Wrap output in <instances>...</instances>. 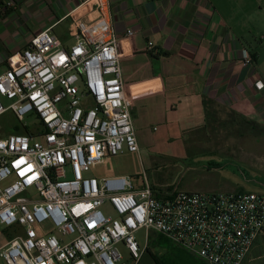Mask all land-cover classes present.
Here are the masks:
<instances>
[{
  "label": "built area",
  "instance_id": "2783aa9c",
  "mask_svg": "<svg viewBox=\"0 0 264 264\" xmlns=\"http://www.w3.org/2000/svg\"><path fill=\"white\" fill-rule=\"evenodd\" d=\"M83 5L96 17L74 21L73 46L47 29L11 54L0 72V118L11 111L26 131L0 137V258L6 264H139L156 233L207 264H244L264 235V195L159 198L146 177L137 186L132 176L87 175L125 150L139 154L140 147L131 114L137 99L124 83L111 1ZM134 33L128 30L126 38ZM148 46L159 54L154 43ZM243 60L252 65L247 51ZM27 117L39 122L36 129L25 124ZM107 205L115 216L104 212Z\"/></svg>",
  "mask_w": 264,
  "mask_h": 264
},
{
  "label": "crops",
  "instance_id": "0c3cea01",
  "mask_svg": "<svg viewBox=\"0 0 264 264\" xmlns=\"http://www.w3.org/2000/svg\"><path fill=\"white\" fill-rule=\"evenodd\" d=\"M85 1L0 0V65L50 28L73 46L74 21L96 17ZM110 1L140 153L141 144L224 153L227 128L264 129V0Z\"/></svg>",
  "mask_w": 264,
  "mask_h": 264
},
{
  "label": "rangeland",
  "instance_id": "374dc122",
  "mask_svg": "<svg viewBox=\"0 0 264 264\" xmlns=\"http://www.w3.org/2000/svg\"><path fill=\"white\" fill-rule=\"evenodd\" d=\"M3 70L4 67L0 65V72ZM1 100L5 106L10 104L6 99ZM25 124L33 130L39 122L27 117ZM0 125V137L18 134L15 129L23 126L11 111L0 118ZM136 131L140 137L141 132L138 128ZM248 133L245 129H237V126L227 128L224 136L219 137L226 143L224 153L200 150L192 153L171 152L161 150L158 145L147 147L141 144L140 154L125 150L118 156L107 158L87 175L97 179L132 176L137 186H140L143 177H147L159 198L180 192L264 195V129L255 128ZM103 210L106 214L115 216L108 205ZM137 238L142 246L146 245L144 231L139 232ZM1 241L0 236V246ZM148 246L163 264H205L200 258L193 257L156 233L150 234ZM121 252L128 262L127 251L122 247ZM0 264L6 263L0 258ZM139 264L157 263L149 253H145ZM244 264H264V236Z\"/></svg>",
  "mask_w": 264,
  "mask_h": 264
},
{
  "label": "trees",
  "instance_id": "16d2710c",
  "mask_svg": "<svg viewBox=\"0 0 264 264\" xmlns=\"http://www.w3.org/2000/svg\"><path fill=\"white\" fill-rule=\"evenodd\" d=\"M5 63H6V62H5ZM5 63L2 64L3 67H4V65H6ZM15 132L18 133V134L26 133V131L23 130L22 128H20V127H17V128L15 129ZM163 237H164V236H163ZM167 240H168V239H167ZM260 240H261V239H260ZM260 240L257 241L256 245L260 242ZM168 241H169V240H168ZM171 243H172V242H171ZM172 244H173V243H172ZM173 245H174V244H173ZM175 246H176V245H175ZM184 251L187 252L188 254L192 255L193 257H197V256L191 254L190 252L186 251V250H184ZM146 253H149V254L151 255V257L155 260V262H156L157 264H163L162 261H161V259H160V257L157 256L156 254H153V253H152V251H151V249H150L149 246H148V248L146 249ZM205 264H207V263H205Z\"/></svg>",
  "mask_w": 264,
  "mask_h": 264
}]
</instances>
